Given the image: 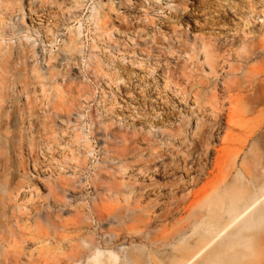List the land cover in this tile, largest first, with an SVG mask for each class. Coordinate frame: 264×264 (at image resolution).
<instances>
[{"label": "rangeland", "instance_id": "374dc122", "mask_svg": "<svg viewBox=\"0 0 264 264\" xmlns=\"http://www.w3.org/2000/svg\"><path fill=\"white\" fill-rule=\"evenodd\" d=\"M259 188L264 0H0V264H174Z\"/></svg>", "mask_w": 264, "mask_h": 264}, {"label": "bare ground", "instance_id": "6f19581e", "mask_svg": "<svg viewBox=\"0 0 264 264\" xmlns=\"http://www.w3.org/2000/svg\"><path fill=\"white\" fill-rule=\"evenodd\" d=\"M260 188L251 191L240 200H232V202L225 206L223 213L229 217L228 222H222L221 216L217 220L206 222L207 228L199 232L200 239L203 240V243L194 249L189 248L184 251L182 253V259L175 261L174 264L194 263L207 248L213 247L222 237L224 247L231 245L233 243V237L228 232L235 223H239L238 232L240 233L245 230L261 227L264 224V193ZM239 242L242 244L246 243L242 238H240ZM211 260L208 259L204 264H214ZM113 262H109L108 258H102L94 264H113ZM126 262L131 264L129 258L126 259ZM152 263L154 264V262Z\"/></svg>", "mask_w": 264, "mask_h": 264}]
</instances>
